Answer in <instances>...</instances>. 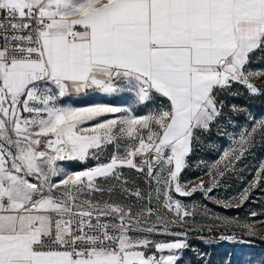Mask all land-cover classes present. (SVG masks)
Wrapping results in <instances>:
<instances>
[{"label": "snow or ice", "instance_id": "6c2138e0", "mask_svg": "<svg viewBox=\"0 0 264 264\" xmlns=\"http://www.w3.org/2000/svg\"><path fill=\"white\" fill-rule=\"evenodd\" d=\"M258 51L264 0H0V264H181L187 232L171 225L195 210L177 197L210 199L264 138L254 120L212 165L211 186L182 183L198 134L224 118L220 94L264 96ZM89 93L132 99L63 103ZM262 183L264 162L239 206Z\"/></svg>", "mask_w": 264, "mask_h": 264}, {"label": "rangeland", "instance_id": "374dc122", "mask_svg": "<svg viewBox=\"0 0 264 264\" xmlns=\"http://www.w3.org/2000/svg\"><path fill=\"white\" fill-rule=\"evenodd\" d=\"M254 54L261 57L264 64V51ZM230 93L220 94L225 105L231 99ZM131 99L132 94L105 96L89 93L81 96L80 100L72 105L113 103L127 106ZM148 107L151 108L152 105ZM147 110L148 108L136 106L138 115L144 114ZM262 118H264V96H251L240 87V114L232 119L223 118L212 124L210 130L198 134L199 140L194 144L195 150L188 161L189 167L183 173L182 183L189 182L187 187L190 189L202 179L205 181V187L211 186L208 173L212 165L226 149L234 145V141L243 131L253 126L254 120L258 121ZM262 162H264V138L258 134L255 147L236 164L235 171L220 180L210 199L206 198L203 192H196L191 197H177L189 209L195 210L194 216L188 218L182 225H171L173 231L187 232L185 238L189 248L184 251L181 264H264V183L242 206H239L240 199L237 198L254 179ZM93 163V159L90 158L84 162L65 161L61 162V165L65 171L72 172L91 167ZM124 172L130 180L129 187L134 183L142 191L147 190L134 170L124 169ZM101 198L107 199L108 194L105 193L103 197L96 194V199ZM114 198H120L119 193ZM252 213L256 215L253 216ZM225 219L232 221V224L225 226L220 222ZM243 225L250 226L251 232L242 227ZM156 239L167 240L170 237L157 236Z\"/></svg>", "mask_w": 264, "mask_h": 264}, {"label": "built area", "instance_id": "2783aa9c", "mask_svg": "<svg viewBox=\"0 0 264 264\" xmlns=\"http://www.w3.org/2000/svg\"><path fill=\"white\" fill-rule=\"evenodd\" d=\"M261 60H262L261 57H258L257 55L255 56V54H253V57H252L253 63L251 64V67L254 69L264 68V64ZM94 95H97V94H94ZM230 96H231V99L229 100L227 105L224 106V118H227V119H232L234 116H238L240 114V86L239 85L235 86L231 90ZM80 97L72 96V97L66 98L63 100V103L73 104L79 101ZM232 105H236L239 111H235V112L231 111ZM104 159H107V157H105ZM93 162H94L93 165L97 163L95 159H93ZM101 162H103V160Z\"/></svg>", "mask_w": 264, "mask_h": 264}, {"label": "crops", "instance_id": "0c3cea01", "mask_svg": "<svg viewBox=\"0 0 264 264\" xmlns=\"http://www.w3.org/2000/svg\"><path fill=\"white\" fill-rule=\"evenodd\" d=\"M97 95H100V94H97Z\"/></svg>", "mask_w": 264, "mask_h": 264}]
</instances>
